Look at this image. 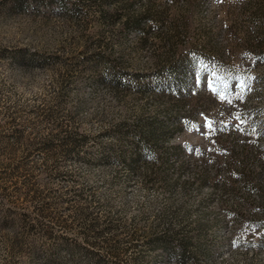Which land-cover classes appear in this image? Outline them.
I'll list each match as a JSON object with an SVG mask.
<instances>
[{"label": "rangeland", "instance_id": "obj_1", "mask_svg": "<svg viewBox=\"0 0 264 264\" xmlns=\"http://www.w3.org/2000/svg\"><path fill=\"white\" fill-rule=\"evenodd\" d=\"M0 264H264V0H0Z\"/></svg>", "mask_w": 264, "mask_h": 264}, {"label": "snow or ice", "instance_id": "obj_2", "mask_svg": "<svg viewBox=\"0 0 264 264\" xmlns=\"http://www.w3.org/2000/svg\"><path fill=\"white\" fill-rule=\"evenodd\" d=\"M253 79L254 78H252V77H244V78H242V79H240V80L237 81V83L240 86L241 92H240V94H237L236 95V99L242 100L244 93L246 91H250L251 90V84H252V80ZM220 98H221V100L227 99V93L221 94ZM227 102L229 104H231L232 103V100L231 99H228ZM236 119L237 120H240L241 122L244 121V118L239 113H237ZM232 246L233 247H236L237 246V242L235 240L232 241Z\"/></svg>", "mask_w": 264, "mask_h": 264}]
</instances>
